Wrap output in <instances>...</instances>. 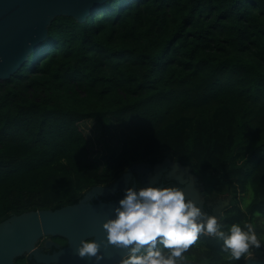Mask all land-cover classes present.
Instances as JSON below:
<instances>
[{"label":"trees","instance_id":"16d2710c","mask_svg":"<svg viewBox=\"0 0 264 264\" xmlns=\"http://www.w3.org/2000/svg\"><path fill=\"white\" fill-rule=\"evenodd\" d=\"M87 121L115 147L102 137L95 157ZM162 157L232 194L219 222L254 221L264 234V0H107L82 22L55 17L0 80V221ZM185 255L227 264L204 235Z\"/></svg>","mask_w":264,"mask_h":264},{"label":"water","instance_id":"95a60500","mask_svg":"<svg viewBox=\"0 0 264 264\" xmlns=\"http://www.w3.org/2000/svg\"><path fill=\"white\" fill-rule=\"evenodd\" d=\"M107 0H0V80L18 71L48 35L52 20L61 15L82 22ZM32 45L31 47L29 45ZM187 161L170 157L132 163L106 185H92L72 203L37 210L12 213L0 221V264H22L16 258L28 254L33 264H96L79 259L75 249L81 240L92 238L101 243L104 259L99 264L118 263L126 253L113 246L104 247L107 234L102 225L114 218V208L124 198L126 189L143 187H178L203 211L220 219V211L229 200L198 196L192 176L198 175ZM61 236L67 244L59 245L42 236ZM186 264H200L187 260ZM245 264H264V259L250 258Z\"/></svg>","mask_w":264,"mask_h":264},{"label":"clouds","instance_id":"9594fccd","mask_svg":"<svg viewBox=\"0 0 264 264\" xmlns=\"http://www.w3.org/2000/svg\"><path fill=\"white\" fill-rule=\"evenodd\" d=\"M102 228L107 234L104 247L126 253L120 264H186L185 253L202 235L221 243L227 264L248 261L254 249L264 247V234L257 232L254 221L225 225L178 187L126 189L114 208V218ZM75 255L94 259L96 264L104 259L101 243L94 239L81 240Z\"/></svg>","mask_w":264,"mask_h":264},{"label":"flooded vegetation","instance_id":"af4514ba","mask_svg":"<svg viewBox=\"0 0 264 264\" xmlns=\"http://www.w3.org/2000/svg\"><path fill=\"white\" fill-rule=\"evenodd\" d=\"M147 160H150V158L144 159V160L135 161L133 163H140V162H144V161H147ZM131 164H129V165H131ZM129 165H127L124 169H126ZM124 169H122L119 173H121ZM195 171H197V170H195ZM197 172L199 174L195 175V176H192V181H193V187L194 188H198V196L207 197V198L216 199V200H229V202H230L229 205L225 206L220 211V219L218 220V221H220L222 219V217L225 215L226 211L232 206V204H233V196L229 192H220V190L218 189V186H214L213 190L209 189V187L207 186L208 184H207L206 179H205V176L208 177L207 172H200V171H197ZM106 184L107 183H100V184H96V185H106ZM86 190H84L83 192H85ZM48 237H49L50 240H52L53 242H55V243H57V244H59L61 246L67 244V239L66 238L61 237V236H51V235H49V236H42L39 239V241L36 244V246L40 247V246L44 245L43 241L46 238H48ZM89 239H92V238H89ZM19 257L21 258V260H23V262L17 261V260H16V262L22 263V264H33L32 262L29 261L28 254H24V255H21ZM112 264H120V262L112 263Z\"/></svg>","mask_w":264,"mask_h":264},{"label":"rangeland","instance_id":"374dc122","mask_svg":"<svg viewBox=\"0 0 264 264\" xmlns=\"http://www.w3.org/2000/svg\"><path fill=\"white\" fill-rule=\"evenodd\" d=\"M81 128L83 129V131L86 133V135L91 141L90 148L92 151H94V153H96L94 155L95 157H98L100 154H105V149L103 145L101 144V142L99 141V139H102V137L105 138L106 140L108 139L109 147L114 148L115 147L114 144H117L115 143L113 139H110L107 137V134L103 132V129H101L99 126L98 127L94 126L92 121L83 122L81 124ZM101 164L103 167L104 164L102 162ZM205 179H206V182L208 184L207 186L209 187V189L213 190L214 185H212V180L206 176H205ZM223 188L227 189L225 186H223ZM248 198L249 197L246 195L244 199V203L248 201ZM257 222H258V225L263 226V229H264V219L259 217L257 218ZM263 252H264V247H262L260 251H254L250 258L263 260L264 259Z\"/></svg>","mask_w":264,"mask_h":264}]
</instances>
